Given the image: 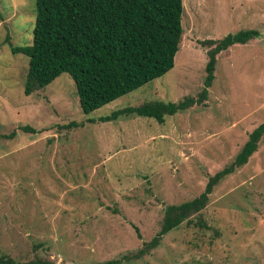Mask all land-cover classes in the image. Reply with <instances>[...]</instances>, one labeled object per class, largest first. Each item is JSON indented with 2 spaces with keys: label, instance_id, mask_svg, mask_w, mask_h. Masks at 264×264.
<instances>
[{
  "label": "rangeland",
  "instance_id": "374dc122",
  "mask_svg": "<svg viewBox=\"0 0 264 264\" xmlns=\"http://www.w3.org/2000/svg\"><path fill=\"white\" fill-rule=\"evenodd\" d=\"M183 3L174 68L85 114L67 73L24 94L28 59L8 44L32 43L35 0H0V256L44 264H264V137L215 188L203 211L208 229L184 223L136 256L160 232L166 206L201 195L264 123V0ZM250 29L260 37L218 55L203 105L164 124L98 121L129 106L198 97L209 50L202 42ZM72 122L79 125L65 127Z\"/></svg>",
  "mask_w": 264,
  "mask_h": 264
},
{
  "label": "trees",
  "instance_id": "16d2710c",
  "mask_svg": "<svg viewBox=\"0 0 264 264\" xmlns=\"http://www.w3.org/2000/svg\"><path fill=\"white\" fill-rule=\"evenodd\" d=\"M35 13L32 43L24 46L8 44L14 55H23L28 59L24 94L31 96L67 73L76 84L80 106L85 114L169 73L175 66L184 33L183 0H35ZM259 37L258 30L250 29L227 34L220 40L203 41V46L209 48L207 76L198 97L188 96L179 102L156 100L136 107L129 106L115 110L98 121L145 117L164 124L167 117L203 105L215 80L218 55ZM89 122L95 123L92 120ZM78 125L72 122L65 127ZM22 130L36 133L30 126H24ZM263 137L264 123L253 130L235 160L209 178L201 195L179 205L166 206L160 232L150 242L144 243L136 256L140 258L158 248L164 236L184 223L208 229L203 211L215 188L249 162ZM134 228L138 237L142 238L139 229ZM121 263V260H110L102 264ZM0 264L44 263H22L0 256Z\"/></svg>",
  "mask_w": 264,
  "mask_h": 264
}]
</instances>
